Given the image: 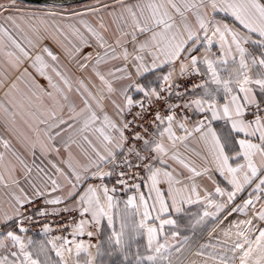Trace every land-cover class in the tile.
Listing matches in <instances>:
<instances>
[{"label":"snow or ice","instance_id":"obj_1","mask_svg":"<svg viewBox=\"0 0 264 264\" xmlns=\"http://www.w3.org/2000/svg\"><path fill=\"white\" fill-rule=\"evenodd\" d=\"M35 2L0 0V264H264V0Z\"/></svg>","mask_w":264,"mask_h":264},{"label":"crops","instance_id":"obj_2","mask_svg":"<svg viewBox=\"0 0 264 264\" xmlns=\"http://www.w3.org/2000/svg\"><path fill=\"white\" fill-rule=\"evenodd\" d=\"M92 3H94V0L88 1V2H84V3L74 4V5H63V6L59 5V6L65 8V9L82 10V9L85 8L86 5H89V4H92ZM5 15H7V13H5ZM101 15H104L106 23L109 22L110 18L107 16L106 13L102 12ZM85 19H87L89 21V23H91L93 25H96L98 17L97 16L88 15L87 17H85ZM17 22L20 24V29H23V31H21L20 29L15 28L10 22L6 21L4 19V16H0V24H2L5 28H7L8 31L13 35V37L18 42L24 44L25 43V35L27 34V35L30 36L31 33L29 32L27 24L25 22L19 21V20ZM0 40H4L5 43L8 44V47L5 49L6 51L7 50H15L14 48H12L10 43L7 42V38L3 35V33H0ZM53 51H57V49L53 48ZM85 51L86 52L87 51H91V49H85ZM62 60H63V58H62ZM65 63H67V62L65 61ZM116 63H118V62H116ZM23 67H27V63H25L23 65ZM69 67H71V66H69ZM0 70H2L6 75H9L11 77V79H15V77L20 74L19 71H15V70H13L11 68V66L7 63V58L3 55V53H0ZM22 70H23V68L20 69V71H22ZM104 70H106V69H104ZM29 71L31 72L32 70L29 69ZM33 75H35V73H33ZM151 78L152 77L150 76L149 79H151ZM36 79H37V81L40 84H45L46 83L40 77H36ZM18 86L22 90L26 89L25 82H20ZM3 91H4L3 89H0V99L3 98ZM219 123L220 122H217V126H219ZM0 137H2L3 139L9 140L10 143H11V146L14 149H19L20 148V146L17 143V141L8 132H6L4 130V125H3L2 121H0ZM82 147H83L84 150H89L87 144H83ZM188 147H189V149H194L195 151L203 152L202 145H197L194 142L190 141ZM180 150H181L182 153H184V155L189 157V159L192 160L196 166H200L202 164V161L194 154L193 151L186 150L183 147H181ZM72 151L76 155L80 154V149L75 147V146H73ZM0 152L5 153L6 160H12L13 162H15L14 157H12V155H11V152L5 150L2 144H0ZM27 159H28L29 164L31 165V163H32L31 158L28 157ZM36 163L39 164L40 161L37 160ZM42 166H45L46 170H48L50 172V174H52L53 170H50V166L47 165L46 161L44 162V164ZM61 166H63V165H61ZM185 174H187V173H185ZM16 175L18 177L21 175L19 170L17 171ZM5 179H7V174L6 173H5ZM198 182H199V180H198ZM23 183L24 182L22 180V186H23ZM128 194H131V193H128ZM122 196L124 198H126L125 194H121V197ZM9 198H10V189L9 188H4L2 185H0V206L7 207V203H8ZM186 207H189V206H186ZM191 209H194L195 211H197L196 206H190V210ZM28 235H34V234H29L28 233ZM52 235H59V234H52ZM34 238L40 239L41 237L38 236V235H35ZM84 239L87 240V237H84ZM97 239H104V237L101 236V237H98V238H94L92 242L96 243ZM93 251H95V250L93 249ZM53 258H55L54 253H53ZM100 259L102 260V258H100Z\"/></svg>","mask_w":264,"mask_h":264},{"label":"water","instance_id":"obj_3","mask_svg":"<svg viewBox=\"0 0 264 264\" xmlns=\"http://www.w3.org/2000/svg\"><path fill=\"white\" fill-rule=\"evenodd\" d=\"M92 0H50V2L56 4V5H74L79 3H84ZM29 5H37L35 0H27V3Z\"/></svg>","mask_w":264,"mask_h":264},{"label":"rangeland","instance_id":"obj_4","mask_svg":"<svg viewBox=\"0 0 264 264\" xmlns=\"http://www.w3.org/2000/svg\"><path fill=\"white\" fill-rule=\"evenodd\" d=\"M26 6H28V7H36V6H41V5H29V4H26ZM122 198H124L123 196H122ZM195 212V211H194ZM187 223V218L185 217L184 218V221H182L181 222V224H182V226L184 225V224H186ZM185 234H187V233H185ZM140 243H143V240H141L140 241ZM102 258V260L104 261V264H113V261H117L118 260V257L117 256H108V255H104L103 257H101ZM190 260H193V261H196L197 259H192V258H190Z\"/></svg>","mask_w":264,"mask_h":264},{"label":"trees","instance_id":"obj_5","mask_svg":"<svg viewBox=\"0 0 264 264\" xmlns=\"http://www.w3.org/2000/svg\"><path fill=\"white\" fill-rule=\"evenodd\" d=\"M190 211H191V212H194L195 210H194V209H191ZM229 219H231V217H230ZM182 221H184V219H182L181 222H182ZM206 239H207V234L205 233L204 238L201 239V242H204ZM190 258H192V259H197V260L199 259V258L196 257L195 255L190 256L189 259H190Z\"/></svg>","mask_w":264,"mask_h":264},{"label":"built area","instance_id":"obj_6","mask_svg":"<svg viewBox=\"0 0 264 264\" xmlns=\"http://www.w3.org/2000/svg\"><path fill=\"white\" fill-rule=\"evenodd\" d=\"M37 227H38V226H37ZM35 231H36V229L34 228L33 232H29V234H34ZM52 234H60V233H59V232H54V233H52Z\"/></svg>","mask_w":264,"mask_h":264}]
</instances>
